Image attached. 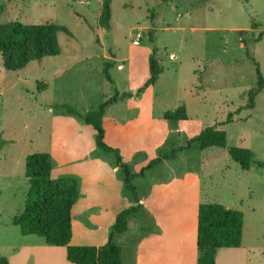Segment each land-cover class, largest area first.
<instances>
[{
  "label": "rangeland",
  "instance_id": "rangeland-1",
  "mask_svg": "<svg viewBox=\"0 0 264 264\" xmlns=\"http://www.w3.org/2000/svg\"><path fill=\"white\" fill-rule=\"evenodd\" d=\"M101 6L102 0H0L2 23L57 22L69 30L59 33V54L20 70H7L0 57V257L19 264L17 257L35 245L37 264H71L65 247L23 235L13 223L30 187V153L49 152L53 177L78 180L73 245L105 243L112 214L137 204L116 154L97 146V131L83 117L67 112L84 116L116 92L119 100L103 117L104 141L120 151L144 205L115 238L125 264L130 253L138 264L139 250L141 264H159L158 240L173 237L174 253L163 246L161 263L172 256L173 264H191L198 207L208 202L242 211L243 246L264 253V89L254 108L236 112L257 86L252 58L264 76V0H112L109 29L99 24ZM152 56L163 73L138 93ZM181 105L188 119L164 118ZM230 113L233 121L219 126ZM212 125L227 131V147L187 148ZM234 145L250 148L259 162L243 170L227 150ZM157 158L162 162L147 168ZM36 254L24 264H36ZM249 257L248 264H264V254Z\"/></svg>",
  "mask_w": 264,
  "mask_h": 264
},
{
  "label": "trees",
  "instance_id": "trees-1",
  "mask_svg": "<svg viewBox=\"0 0 264 264\" xmlns=\"http://www.w3.org/2000/svg\"><path fill=\"white\" fill-rule=\"evenodd\" d=\"M111 19L112 0H102L100 26L109 29ZM253 25L255 28L259 27L257 23ZM61 31L69 33L65 25L57 22L36 24H25L19 20L0 22V57L3 66L7 70H20L32 61L59 54L62 50L59 42ZM262 36L263 32L259 34L256 41L261 40ZM252 60L256 65L257 86L249 91V99L245 106H240L236 112L243 108H254L256 96L264 89V76L260 65L255 58ZM109 66L110 64L106 63L104 70L107 79L112 81ZM163 70L160 62L152 56L150 77L138 93L155 84ZM119 98V92H116L98 109L89 111L84 116L74 108H67V112L83 117L87 124H91L96 129V143L99 148L116 154V164L124 173L126 188L132 192L134 201L137 203L117 214L108 240L104 244H71L72 209L79 196L78 180L74 177H53V158L49 152H34L26 156L25 174L29 179L30 187L24 209L13 218V223L20 227L23 235H39L49 245L66 247L67 259L75 264H123V248L115 241V238L128 230L130 218L137 215L143 207L136 187L132 183L134 176L131 175L128 165L123 161L120 151L104 141V114L109 105L117 102ZM233 114L230 113L219 126L232 122ZM164 118L170 121L186 120L188 119L187 108L181 105L175 110H168L164 113ZM219 126L212 125L204 128L197 137L190 140L187 148H191L193 144H197L200 149L213 146L227 147V131ZM227 150L231 158L238 162L243 170H249L253 163L259 162L250 148L234 145L229 146ZM162 160L163 158L152 160L147 168L161 163ZM243 231L244 214L242 211L218 202L201 203L197 213V264H216L218 249L242 245ZM0 264H10L9 259L1 256Z\"/></svg>",
  "mask_w": 264,
  "mask_h": 264
},
{
  "label": "crops",
  "instance_id": "crops-1",
  "mask_svg": "<svg viewBox=\"0 0 264 264\" xmlns=\"http://www.w3.org/2000/svg\"><path fill=\"white\" fill-rule=\"evenodd\" d=\"M53 174V173H52ZM56 178V177H55ZM58 178V177H57ZM149 203V202H148ZM76 204V203H75ZM150 205H151V203H149ZM75 206V205H74ZM74 206H73V209H74ZM143 207H144V205H143ZM142 207V208H143ZM73 209H72V216H73ZM141 211V210H140ZM147 211H149V212H147ZM147 211H145L146 212V215L147 216H150V218H152V217H154L155 218V215L153 214V212L149 209H147ZM121 212V211H120ZM119 213V212H118ZM117 213V214H118ZM117 214H112V217H111V221H110V223L112 222V220H113V217H114V219L116 220V217H117ZM115 220H114V223H115ZM113 223V224H114ZM159 227H161L159 224H157ZM161 231L163 232V231H165V229L164 228H161ZM31 235H33V234H31ZM35 235V234H34ZM73 236H74V233H73ZM162 237H163V235H162ZM72 239H73V237H72ZM142 242H145L144 240L142 241ZM104 244V243H103ZM150 244H152V243H150ZM93 245H102V244H93ZM163 246H165V248L167 249V251L169 252V253H174V247L173 246H176V243H175V241H174V237H173V239H171V240H163V238L162 239H160V240H158V249L157 250H161L160 252H159V257H160V259H161V256H162V252H163V249H165V248H163ZM52 247H64V246H52ZM196 247H197V235H196ZM44 249H46V250H51V249H53L54 251H55V248H50V247H47V246H45V248ZM65 249H66V247H65ZM28 252H25L24 254H22L21 256H18L17 258L18 259H20L21 260V262L19 263V264H24L27 260H29V257H30V255L32 254V253H35V251L37 252V254L35 255V257H36V264H37V259L38 260H40V257H39V255H38V251H37V246H35V245H29L28 246V250H27ZM254 254H255V256L256 255H261V254H264V253H261L260 251H258V252H256V249H255V251H253V250H251V249H245V247L243 246V243H242V245L241 246H239V247H222V248H220V249H218V251H217V255H216V264H232V261H234L235 260V258H238V259H241L242 260V262H243V264H248V262H250L251 261V259H250V257H249V255H251V256H254ZM132 253H130V256H129V258H128V262H129V264L131 263V264H133L132 263ZM66 257H67V254H66ZM17 259V260H18ZM159 259V264H173V261H172V256H170V258H168V260H167V263H161V260ZM197 259H198V251H197V253L194 255V257H193V261H192V263L191 264H197ZM68 260V259H67ZM69 261V260H68ZM138 264H141V253H140V250H139V252H138ZM9 262H10V264H11V261L9 260ZM71 264H75V263H72V262H70ZM123 264H125V259L123 258Z\"/></svg>",
  "mask_w": 264,
  "mask_h": 264
},
{
  "label": "built area",
  "instance_id": "built-area-1",
  "mask_svg": "<svg viewBox=\"0 0 264 264\" xmlns=\"http://www.w3.org/2000/svg\"><path fill=\"white\" fill-rule=\"evenodd\" d=\"M134 44L138 45V44H139V40H135V41H134ZM171 58H172V59L175 58L174 55H172Z\"/></svg>",
  "mask_w": 264,
  "mask_h": 264
}]
</instances>
